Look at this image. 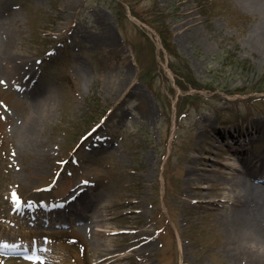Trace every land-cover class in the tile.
I'll use <instances>...</instances> for the list:
<instances>
[{"label":"rangeland","instance_id":"1","mask_svg":"<svg viewBox=\"0 0 264 264\" xmlns=\"http://www.w3.org/2000/svg\"><path fill=\"white\" fill-rule=\"evenodd\" d=\"M68 1L0 0V51L23 60L18 72L0 54V243L50 237L69 264H101L110 250V264H247L218 222L230 191L209 179L199 198L186 179L208 149L207 176H242L240 159L220 152L231 124L258 127L247 154L264 157V52L249 39L255 16L239 0ZM112 80H124L126 94H108ZM39 83L48 98L34 103L28 92ZM38 105L47 115L22 146ZM215 160L235 169L215 175ZM86 185L104 200L96 228L108 233L96 239L105 245L93 247L79 223L56 214L47 227L10 211ZM24 226L36 228L26 235ZM12 260L0 255V264Z\"/></svg>","mask_w":264,"mask_h":264},{"label":"bare ground","instance_id":"2","mask_svg":"<svg viewBox=\"0 0 264 264\" xmlns=\"http://www.w3.org/2000/svg\"><path fill=\"white\" fill-rule=\"evenodd\" d=\"M76 1L77 0H69L68 4L71 5ZM239 1L245 9L250 11L252 15L255 16L256 22L251 28V34L249 37L251 44L254 45L258 51L264 52V0ZM3 9L0 11V17L3 13ZM0 36L3 35L0 33ZM1 52L3 56H7V59L13 63L12 67L14 70L16 69L18 72H21L20 68L23 67V60L19 57L20 55H17L18 53L13 49L9 50V48H7L4 52L0 51V54ZM126 87L127 85L124 80H112L109 82L106 89L108 94H112L115 95L116 98H120L123 94H126L125 91H128ZM37 88L39 90L35 88L30 90L28 94H31V96L34 97V103L35 101L36 103H39V101L42 103L43 101H46L48 97H46V93L42 91V83H39ZM132 90L133 89L131 88L129 94L132 93ZM41 93H43L42 96H40ZM39 97H41V99ZM142 102L146 106L145 115L152 118L151 114L153 113L148 98L143 96ZM34 109L36 110H34V113L31 116V123L29 122V124L26 125L27 128H25V130L21 133L22 146L32 142V136L37 130L38 123L41 122V120L47 115L46 107L43 108V106L38 105ZM209 126L210 125L208 124L207 128ZM226 131L229 133V138L227 140L228 149H221L220 152L222 151L228 156L233 154L240 155V165L236 169L240 171L242 176L237 173L227 177L226 174L221 173L222 182H218L217 180L210 178V176H207V167L210 165L211 161V158L209 157L211 150L208 149L204 155L193 158L191 162L192 165H190L187 173L186 183L191 184L192 192H194L196 196H199V198L203 195L202 191H200L203 189V186L200 184L203 183V181H208L209 179L211 184L216 182V184L219 185L220 183L222 185V190H225V194L230 191L228 192L229 196L227 197L233 198L230 203L231 206H227L226 211L219 215L218 218V222L226 231L230 239V241L228 240L226 244L229 245L228 247L233 250L235 255H241L244 260H247L245 261L247 264H264V237L261 235L264 232V184L261 182V180H264V157H261L258 154H247L248 149L252 146L251 140L248 139L255 136V133H257L259 129L258 127H254V129L245 127V131H243L242 127L237 124H232L227 127ZM215 162L217 163L214 168L215 175L225 167L235 169V166L219 162L218 160H215ZM90 189H93L92 186L86 185L85 187H82V189H79L78 192L76 191L71 193V196L68 197L70 200L66 199L61 201L62 204L60 206L49 203L46 206L33 207V210L31 211L34 213L32 218L37 220L34 223L36 225L41 223L44 225L47 224L46 226L48 227V225L58 224V221L53 218L57 216V219H59V217H61L60 220L63 224L74 226L75 223H79V229L85 233H89L92 237L93 247L105 245L104 242L97 240L98 238L96 239L97 235L104 236V234L108 233L107 230H100L96 228L98 224L97 220L100 216H102V214H100V208L104 203V200L101 195H98L95 199H93L88 194ZM216 199L221 202L229 201L226 198ZM90 209L96 212V214L92 217L88 216L90 214L88 212ZM213 209L215 210V208ZM54 214H56V216H53ZM38 215H41L39 219ZM24 216L26 215L24 214ZM35 228L36 227H34V229H30L24 226L22 229L24 234L29 235L31 231L35 230ZM37 238H41V236L37 235ZM150 239L149 235L144 236L143 238L138 237L137 239H133L129 244H144ZM53 242L54 240L51 238L44 241L42 239L30 240L18 244V249H13V251L27 250L31 252L30 254L37 255V257L41 254V258L45 259V262L47 260L45 264H69L66 261L64 253L66 247L61 244L59 245V241H57L56 244ZM44 248L45 252H41ZM115 253L116 252L114 250H110L109 252L106 251L104 254L99 256L97 262L101 261V264H110L112 263V257ZM125 254L126 253L120 252L118 254V259L125 257ZM12 262L13 264H40L39 259L38 261H31L28 259H17L15 261L13 259ZM73 263L76 264L75 262Z\"/></svg>","mask_w":264,"mask_h":264},{"label":"snow or ice","instance_id":"3","mask_svg":"<svg viewBox=\"0 0 264 264\" xmlns=\"http://www.w3.org/2000/svg\"><path fill=\"white\" fill-rule=\"evenodd\" d=\"M29 259H39V257H29Z\"/></svg>","mask_w":264,"mask_h":264}]
</instances>
